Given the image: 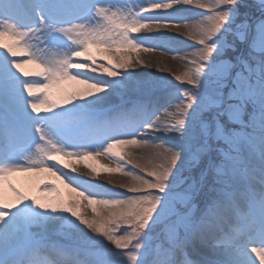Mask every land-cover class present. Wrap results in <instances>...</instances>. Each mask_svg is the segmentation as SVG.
Segmentation results:
<instances>
[{
  "label": "snow or ice",
  "instance_id": "6c2138e0",
  "mask_svg": "<svg viewBox=\"0 0 264 264\" xmlns=\"http://www.w3.org/2000/svg\"><path fill=\"white\" fill-rule=\"evenodd\" d=\"M0 264H264V0H0Z\"/></svg>",
  "mask_w": 264,
  "mask_h": 264
},
{
  "label": "rangeland",
  "instance_id": "374dc122",
  "mask_svg": "<svg viewBox=\"0 0 264 264\" xmlns=\"http://www.w3.org/2000/svg\"><path fill=\"white\" fill-rule=\"evenodd\" d=\"M134 55H135V53H134ZM140 56L143 58V59H145L146 61H148V62H150L149 61V59L148 58H146L145 56H144V54L142 53V54H140ZM171 56H173V54H171ZM164 64L165 65H167V67L168 68H171L173 71H176V70H183V65L178 61V60H175V59H173L172 58V60L171 61H164ZM162 67H163V65H162ZM180 67H182V69H180ZM136 71L138 72V73H141V74H149V75H152V74H156L157 73V69H156V67L155 66H149V67H147V68H144L143 69V71L141 72V68L138 66L137 68H136ZM161 74H163V75H166L167 73H161ZM97 158H100L99 160H95V162L94 161H92V160H90V162L91 163H93L96 167H97V169L98 170H100V173H101V177H107V176H114V177H118L120 174H117V173H110V172H108L107 171V169L108 168H110V167H115V163H114V161L113 160H110V159H108L107 157H97ZM61 159H63V156H61ZM63 160H65V159H63ZM69 160V159H68ZM75 167H76V165H75ZM85 168V170H87V172H85V171H82L81 170V168ZM82 167L81 168H77V171L78 172H81L82 174H87L88 173V169L85 167V165L82 163ZM42 178V180H46V179H44L43 177H42V175H39V174H37V175H35L34 177H32L31 178V185L30 186H32L34 183H35V180H37V179H41ZM62 195V197L65 199V200H68V199H70L69 197H68V195H66V194H64V193H62L61 194ZM86 213L87 214H91V208H86Z\"/></svg>",
  "mask_w": 264,
  "mask_h": 264
},
{
  "label": "bare ground",
  "instance_id": "6f19581e",
  "mask_svg": "<svg viewBox=\"0 0 264 264\" xmlns=\"http://www.w3.org/2000/svg\"><path fill=\"white\" fill-rule=\"evenodd\" d=\"M143 31V30H142ZM143 52H140V54H142ZM144 54V56L146 57V58H148L149 59V61L150 62H152V61H155V60H157V59H160V58H162L163 59V61H171L172 60V57L173 56H171V54H167V55H164L163 57H161V53L160 52H157V53H155V54H148V53H143ZM180 69H182V67H180ZM182 71V70H181ZM63 159H65L64 161H65V163H69V162H71L70 161V159L69 158H67V157H63ZM69 159V160H68ZM100 158H93V159H91L92 161H94L95 162V160H99ZM96 163V162H95ZM76 167L78 168H81L82 167V163H78V164H76ZM81 170L82 171H85V172H87V170H85V168H81ZM39 175H42V177L44 178V179H46V181H54L57 185H58V187L60 188V191H61V194L62 193H64V194H66V195H68V197L69 198H74L75 197V193H72L71 192V190L69 189V188H67L66 186H65V184L64 183H62L61 181H59V180H56V178L55 177H53L50 173H40ZM32 177H34V176H28V175H25V174H20L19 175V177H18V180H19V183L23 186V187H25L26 189H29V188H31V178ZM42 179V178H41ZM54 195V194H53Z\"/></svg>",
  "mask_w": 264,
  "mask_h": 264
}]
</instances>
